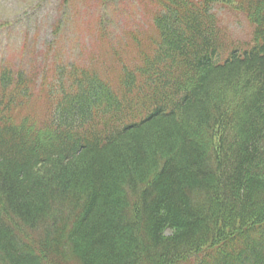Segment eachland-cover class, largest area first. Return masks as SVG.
<instances>
[{
	"label": "trees",
	"instance_id": "obj_1",
	"mask_svg": "<svg viewBox=\"0 0 264 264\" xmlns=\"http://www.w3.org/2000/svg\"><path fill=\"white\" fill-rule=\"evenodd\" d=\"M147 1L115 82L1 68L0 264H264V0Z\"/></svg>",
	"mask_w": 264,
	"mask_h": 264
},
{
	"label": "rangeland",
	"instance_id": "obj_2",
	"mask_svg": "<svg viewBox=\"0 0 264 264\" xmlns=\"http://www.w3.org/2000/svg\"><path fill=\"white\" fill-rule=\"evenodd\" d=\"M148 8L147 0H0V71L10 62L13 68L22 64L54 76L56 63L76 64L115 82L123 66L101 59L99 35L106 34L104 42L119 50L118 60L138 63L137 55L119 43L128 32L147 41ZM215 10L229 41L250 39L253 25L242 13L224 5ZM34 110L36 117L45 113L40 105Z\"/></svg>",
	"mask_w": 264,
	"mask_h": 264
}]
</instances>
